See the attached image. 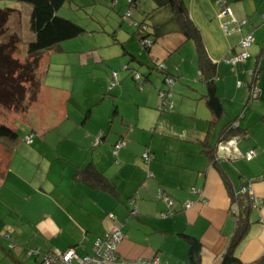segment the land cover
<instances>
[{"label":"crops","instance_id":"crops-1","mask_svg":"<svg viewBox=\"0 0 264 264\" xmlns=\"http://www.w3.org/2000/svg\"><path fill=\"white\" fill-rule=\"evenodd\" d=\"M218 1L184 0L215 65L216 94L223 107L219 116L206 104L195 45L178 30L159 38L149 55L140 50L133 27L130 35L122 31L128 36L121 40L123 51L54 62L61 77L74 78L82 66L88 68L85 75L92 76L38 87L34 117L18 120L23 135L32 133L31 142L24 143L30 146L29 164L20 159L14 163L21 141L17 130L9 126L17 136L0 137V264H41L42 256L26 253L36 247L50 255L69 247L79 256L92 255L96 239L113 227L122 236L117 255L128 264L154 258L158 264H190L186 236L200 242V264H221L236 226L231 193L246 179L261 206L250 209L249 225L234 256L239 264H254L264 256V0H224L235 20H245L230 33L221 29V22L231 16L219 15ZM141 6L149 11L154 3L143 0ZM131 17L142 20L144 14L132 12ZM229 25L236 27L235 22ZM247 34L253 37L248 57L235 65L226 62L225 57L240 51L239 41ZM63 42L45 51L67 52ZM45 51L41 68L47 63ZM132 54L136 59L131 60ZM52 59L49 56L48 62ZM152 61H162L176 77L171 111L158 110L162 73L148 67ZM124 63L148 76L149 86L139 88L122 70L113 80L111 72ZM249 70L255 71L257 94L244 109L253 78ZM93 80L99 88L83 97ZM236 117L239 131L221 138L223 127ZM97 137L100 142L94 145ZM230 139L232 146H219ZM119 140L124 145L114 153ZM147 148L151 159L145 163ZM250 148L256 151L253 158L238 155ZM88 163L111 190L76 175ZM159 191L174 199L173 215L161 216L166 204L157 198ZM187 202L191 205L184 208Z\"/></svg>","mask_w":264,"mask_h":264},{"label":"trees","instance_id":"trees-1","mask_svg":"<svg viewBox=\"0 0 264 264\" xmlns=\"http://www.w3.org/2000/svg\"><path fill=\"white\" fill-rule=\"evenodd\" d=\"M16 1L25 2L30 4L31 6L29 28L32 32V35L31 38H29V40H27V42L25 43L26 59L23 63L18 61L13 56L17 51V44L21 41L20 38L17 35L9 33L6 35L3 41L0 40V103L6 107H12L13 105H16V107L21 106V86L20 82L18 83L17 80L14 79L16 74L19 75L18 77L16 76L17 78H21V76L23 75L33 78L32 74L38 67L42 52L48 49L56 48L61 42L78 37L85 34L86 32V29L76 23L74 20L65 18L57 14V10L65 3L66 0ZM151 1L154 3V6L151 10L147 11L143 8L141 9L142 6L140 0H127L128 8L126 12L130 11V15L128 16L125 12V15L127 17L132 18L131 8H136L139 10V12H142V14H144L142 20L131 19V24L135 28L134 34L137 36L141 48L149 55L152 52L153 46L158 42L159 38L164 36L166 32H169V30L171 31L172 29L182 32L185 39L192 40L197 52L198 66L201 72L200 80H202L206 85V93L204 95L206 104L215 116H219L223 111V107L220 98L216 94L215 79H217V77L214 70L215 65L211 62V59L206 53L200 30L194 23V21L190 18L187 5L185 4L184 0ZM113 2L116 3L117 0H114ZM219 7L221 8L220 5ZM8 16L9 8H0V37L6 33L5 25L8 22ZM154 21L159 22L154 23ZM242 25H240V27ZM241 39L239 41V45ZM146 41H149V43H146ZM240 48L241 51L242 47L240 46ZM234 54H231L229 56H232ZM131 56V60L136 59L135 55L132 54ZM229 56L225 57V59ZM124 65L125 68H123ZM148 67L162 73L163 86L157 91L159 99L161 100L159 93L162 91L172 94V84L175 82L176 77L166 71V66L164 65V63L162 61H152L151 63H149ZM120 70L126 71L132 77L139 88L149 86V84L147 83L149 81L148 76L143 75L137 69L132 68L128 63L122 64ZM114 71L116 72L117 81L118 71L113 70L112 72ZM167 79H171L172 83L168 84ZM254 87L255 76L251 78V81L247 84L249 95L244 109L246 108L248 101L257 94L253 93ZM37 89L38 88L34 87L31 92H37ZM36 92L34 93V96ZM172 108L173 105L170 109L163 110V108H161L160 106V103L158 105V110L160 112H168L171 111ZM238 119L239 117L230 120L223 127L220 133L221 138L227 139L233 134L235 135L239 131V126L236 125ZM16 136L17 133L15 130H13L8 125L0 124V137L15 138ZM76 175L81 179L91 181V184L94 186L98 185V187L102 189L111 190V186L109 185L107 179L95 168L94 164L92 163H88L84 166V168L78 169ZM247 182L250 181L246 179L243 185H245ZM231 201L236 202L238 208L237 212L233 215L236 226L230 242L222 255L221 264H239L240 261L237 257L234 256V248L245 234L249 225L248 213L251 209V202L249 200L248 194L231 193ZM186 239L189 243L188 260L190 264H200V242L196 238L191 236H186ZM34 249H37L38 252L28 253L27 250L26 253L34 254L35 256H42V264L44 256L49 255V253H43L39 247H36ZM254 264H264V256L257 260Z\"/></svg>","mask_w":264,"mask_h":264},{"label":"rangeland","instance_id":"rangeland-1","mask_svg":"<svg viewBox=\"0 0 264 264\" xmlns=\"http://www.w3.org/2000/svg\"><path fill=\"white\" fill-rule=\"evenodd\" d=\"M140 1L143 2V0ZM0 8H9L8 22L5 25L6 33L0 37V40L3 41L9 33L17 35L21 41L17 44V51L13 56L23 63L26 59L25 43L32 35L29 28L31 6L28 3L16 0H0ZM127 8V0H118L116 3L112 0H66L57 10L58 15L74 20L76 23L84 27L86 32L75 38V41H73L74 39H71L64 41L61 44L67 52L59 53L49 50L51 51L49 52L51 54H47L45 51L47 63L41 68L39 62V66L32 74L33 78L25 75L21 76V78H17L19 75L16 74L17 77L15 76L14 79L17 80L18 83L20 82V92L22 93L20 107H16V105L6 107L0 103V123L12 126L17 130L21 140H19V149L15 155L14 163L18 162L19 159L23 161L24 164H29L30 162L27 157L31 154V152L28 153V147L30 146L24 144L27 143L24 140L26 135H23V129L19 127L20 123L18 120H29L34 117V109L37 108V105L34 100V93L36 91L31 92L32 89H34V87L38 88L42 84L45 85L51 84L50 82H59V80L60 84L67 85L69 83H76L78 78L82 77L83 79L92 76L91 74L85 75L88 68L82 66L77 69V71H80L81 73L74 72V78L61 77L58 69L56 67L54 68V66L58 64H55L54 62H64L67 60L77 61L79 57L82 59L85 54L88 59H90V57L97 56L99 52L104 53V50L123 51L121 40L126 37V34L122 31H125L130 35L133 30V25L131 24L132 18L125 15ZM131 11L135 13V16L140 13L136 8H131ZM104 41L106 43H104ZM104 44L108 45L104 48ZM138 46L141 50L140 44H138ZM141 51L144 52V50ZM49 56L53 57L51 63L48 62ZM73 71L74 69L71 67V72ZM118 73H121V70H118ZM93 81H91L89 86L85 87L86 93H82L83 97H85L88 91L99 88V86H96L97 82L94 81V83ZM159 81L160 83H163L161 79ZM158 100L160 103L159 96ZM32 159L34 160L33 157Z\"/></svg>","mask_w":264,"mask_h":264},{"label":"built area","instance_id":"built-area-1","mask_svg":"<svg viewBox=\"0 0 264 264\" xmlns=\"http://www.w3.org/2000/svg\"><path fill=\"white\" fill-rule=\"evenodd\" d=\"M219 5L221 6L222 10L220 12V16L224 15V14H228L231 16V20L226 21V22H222L221 23V28L223 29V31L225 33H229L231 32L234 28H239L240 25L244 24L245 20H240L237 21L235 20V18L232 15V11L231 8L229 7V5L223 1V0H219L218 1ZM126 15H130V11L126 12ZM230 22H235L236 27H232L230 26ZM253 41V37L251 34H247L245 35L240 42V46L242 47V50L237 53L234 54L232 56H229L228 58H226L225 60L228 63L231 64H235L237 62H242L244 61L247 56H248V51L247 48L250 46V44ZM146 43H149V41H146ZM249 74L254 77L255 76V71L254 70H249ZM112 79L116 80V72H112L111 73ZM137 77V75H136ZM167 83L171 84L172 80L171 79H167ZM238 85H243L244 83H242L241 81H237ZM253 93H256V91H254ZM160 106L161 108H163V110H168L171 108L172 106V101L170 100V93H166L164 91L160 92ZM27 143H30L32 140V133H29L26 135L25 139H24ZM232 140H228L227 142H225L224 144L222 142L219 143L220 147L223 146H232ZM99 142V137H97L93 144H97ZM231 143V144H229ZM124 145L123 141L119 140L115 143L114 145V153L121 148ZM241 156H244L247 159H251L255 156V150L254 149H248L247 151H245V153L243 154H238ZM142 159L145 163H148L151 159V154L149 149L147 148L143 154H142ZM198 192H200V190H198ZM201 193V192H200ZM238 193H247L249 200L251 202V208H258L261 206V200L252 192L250 184H245L242 185V187L236 192V194ZM157 198L161 199L165 204H166V209L164 210V212L161 214L162 217H168L174 214L175 212V207H174V199L172 197H170L169 195H166L164 193H162L161 191H159L157 193ZM132 203V200H131ZM191 202H187L185 204H183L184 208H188L190 207ZM238 208H237V204L236 202H232L231 205V214L232 216L237 212ZM131 214L135 215L136 214V209L133 206L131 209ZM112 214H109V216H111ZM122 236L121 233L119 231V229L117 227H113L112 229L106 231L104 233L103 236L98 237L96 239V241L93 244V254L92 255H84V256H79L74 247H69L66 250L62 251V252H57L55 255H45L42 261V264H51L52 262H54L55 260H58L60 262V264H105L107 262L109 263H121V264H128L125 261H121L117 255V243L121 240ZM38 250L37 249H29L28 253H37ZM138 263H144V264H158V260L156 258L151 259V260H141L138 259L137 260Z\"/></svg>","mask_w":264,"mask_h":264},{"label":"water","instance_id":"water-1","mask_svg":"<svg viewBox=\"0 0 264 264\" xmlns=\"http://www.w3.org/2000/svg\"><path fill=\"white\" fill-rule=\"evenodd\" d=\"M123 68H125V65L123 66ZM215 161H217V157H215Z\"/></svg>","mask_w":264,"mask_h":264}]
</instances>
